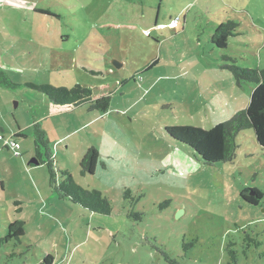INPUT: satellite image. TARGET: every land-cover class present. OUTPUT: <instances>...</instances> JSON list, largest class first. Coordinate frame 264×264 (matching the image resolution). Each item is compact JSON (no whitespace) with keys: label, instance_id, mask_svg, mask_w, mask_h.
I'll return each mask as SVG.
<instances>
[{"label":"rangeland","instance_id":"obj_1","mask_svg":"<svg viewBox=\"0 0 264 264\" xmlns=\"http://www.w3.org/2000/svg\"><path fill=\"white\" fill-rule=\"evenodd\" d=\"M227 21L238 35L216 48L211 36ZM224 58L264 69V0H0V72L13 84L0 83V135L20 125L16 142L33 150L35 120L56 170L112 209L60 198L46 166L28 165L34 151L21 160L0 144V239L25 223L24 236L0 245V264L46 255L52 264H227L230 244L235 264H264V149L253 130L238 135L233 162L212 166L165 132L207 131L248 107L254 85L238 86ZM26 83L111 93V105L103 115L52 105ZM91 147L99 162L81 176ZM253 189L263 195L256 206L240 198Z\"/></svg>","mask_w":264,"mask_h":264},{"label":"trees","instance_id":"obj_2","mask_svg":"<svg viewBox=\"0 0 264 264\" xmlns=\"http://www.w3.org/2000/svg\"><path fill=\"white\" fill-rule=\"evenodd\" d=\"M238 25L227 21L220 24L211 36V44L219 49H225L227 41L231 37L238 35L236 27ZM226 62L230 63L224 65L223 69L230 73L238 86L243 83H250L254 85L251 93L248 107L235 113L229 120L222 124H218L210 130H202L196 127L189 126H172L166 127L165 132L170 139L187 146L193 153V156L200 160L204 165L212 166L216 163H231L236 158L237 154V137L247 129H252L258 146L264 149V69H243L235 65V60L232 58H224ZM157 62H153L144 71L149 70ZM95 74L94 72H90ZM0 83L6 86H13L8 81V78L3 72H0ZM25 87L43 94L52 105L64 106L67 108H75L80 106H88L90 111H96L101 115L105 114L111 105V93H103L97 97L93 96L90 88L75 85L73 88L53 87L51 85H36L26 83ZM107 91L108 87L101 88ZM1 136V135H0ZM34 144L36 149V156L34 157L38 164L45 165L49 175V187L60 198L68 199L73 204L81 208L100 215H110L111 205L108 199L97 190H84L78 186L72 179L68 171H57L56 163L53 155L48 152V141L45 134L41 131L37 124L33 125ZM19 137H24L23 131L18 130L11 138L7 140L16 142ZM4 142V137H2ZM6 140V141H7ZM44 147L47 149V160L45 162L39 159L38 150ZM3 148L11 150L16 156L20 157V147L12 149L10 145L3 144ZM99 162V152L91 147L82 157L79 162L80 175H93L96 166ZM59 173L60 182L57 183V176ZM252 194V195H250ZM125 196L130 197V191H125ZM262 193L257 190H248L240 194V198L249 205H258L262 200ZM141 214H130L135 218H140ZM25 223L23 221H16L8 225L7 235L0 239V245L7 243L9 240H19L24 236ZM227 256L229 262L227 264H235L236 253L228 248ZM53 258L46 255L42 264H52Z\"/></svg>","mask_w":264,"mask_h":264},{"label":"crops","instance_id":"obj_3","mask_svg":"<svg viewBox=\"0 0 264 264\" xmlns=\"http://www.w3.org/2000/svg\"><path fill=\"white\" fill-rule=\"evenodd\" d=\"M35 124H37V123H36V121L34 120V121L32 122V125H35ZM18 130L23 131V130L20 129V125L17 126V131H18ZM17 131H16V132H17ZM16 132H15V133H16ZM44 133H45V132H44ZM45 135H46V134H45ZM12 136H13V135H12ZM4 139H5V138H4ZM47 141H48V140H47ZM59 141H60V140H59ZM0 142H2V141H0ZM5 142H6V140H4V142H3L2 144L0 143L2 148H3V144H5ZM57 142H58V141H57ZM57 142H54V143H53V144H54L53 146H55V145L57 144ZM33 145H34V149H33V150L25 149V150L22 151V147H20V155H21V156L19 157V159L21 158V160H23V156H29L33 151H34V157H35V156H36V149H35V144H34V136H33ZM48 147L50 148V142H48ZM40 152H41V151H40V149H39V150H38V155H37V156H38L39 159L41 160V154H40ZM84 154H85V153H84ZM38 165H40V164H38ZM31 171H32V170H31Z\"/></svg>","mask_w":264,"mask_h":264},{"label":"built area","instance_id":"obj_4","mask_svg":"<svg viewBox=\"0 0 264 264\" xmlns=\"http://www.w3.org/2000/svg\"><path fill=\"white\" fill-rule=\"evenodd\" d=\"M177 23H178V19H174V20H172L170 26L172 28H176L177 27ZM163 28H164V26H160L159 27V29H163ZM145 35H148V32H145ZM0 140H2L1 136H0ZM5 143L10 145L12 149H17L18 148V145L15 142H13V141H10V140L8 141L7 140Z\"/></svg>","mask_w":264,"mask_h":264},{"label":"water","instance_id":"obj_5","mask_svg":"<svg viewBox=\"0 0 264 264\" xmlns=\"http://www.w3.org/2000/svg\"><path fill=\"white\" fill-rule=\"evenodd\" d=\"M115 65H118L116 64V62H114ZM28 165H38V161L34 158L32 159L31 161H29ZM183 214V211L182 210H179L176 214V217L178 218L179 216H181Z\"/></svg>","mask_w":264,"mask_h":264}]
</instances>
